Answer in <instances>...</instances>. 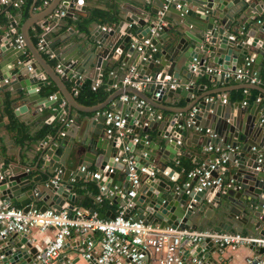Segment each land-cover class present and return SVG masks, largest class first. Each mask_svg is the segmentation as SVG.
I'll list each match as a JSON object with an SVG mask.
<instances>
[{
	"label": "water",
	"instance_id": "1",
	"mask_svg": "<svg viewBox=\"0 0 264 264\" xmlns=\"http://www.w3.org/2000/svg\"><path fill=\"white\" fill-rule=\"evenodd\" d=\"M121 1L127 8H122L125 17L115 29L97 25L85 40L86 48L64 39L62 46L54 50L63 65L62 74L28 36V29L35 22L34 15L31 13L21 25L24 41L21 48L10 45L13 40L10 30L16 28L18 16L8 18L7 31L0 34V66H9L0 74V80L4 81L0 89L10 87L14 97L21 101L22 104L14 109L16 115L26 111V104L31 102L35 107H46L49 113L58 115L61 124L55 136L52 139L44 137L40 146L38 161L42 163V176L28 178L29 169L13 162L1 163L0 200L10 205L14 198L24 211L38 203L40 210L72 209L79 202L70 178L74 181L84 178L85 172L80 171V167L86 170L89 165H94L101 177L91 180L104 186L102 193L119 206L129 198L131 206L125 209L126 215L135 210L136 219L144 223L220 232L232 229L243 233L246 230L264 236V119L260 105L256 103L249 108L247 94L242 102L221 103L222 99L216 95L226 89L204 90L203 84L197 86L196 95H193L195 83L191 82L193 76L204 74L206 64L221 69L219 73L209 74V81L228 83V74L241 66V60L250 59L253 60L252 70L259 77L258 67L264 59V18L255 22L252 18L264 12V0H174L165 12L164 17L171 19L166 24H161L159 18L164 0H156V7L149 11L144 10L139 0ZM59 5L82 11L86 8L84 0H51L45 16L54 14ZM58 18L52 15V20ZM124 22L128 26L123 28L125 35H121ZM133 23L137 29L132 33ZM153 29H157L158 34L151 37V46L142 49L137 48L138 44L131 46L130 32L142 39ZM115 34L122 38V43L113 49ZM93 39L97 44L91 43ZM61 40L56 39L48 45L51 47ZM125 45L128 46L122 64L126 70L119 80L132 75L131 80L141 82V88L125 85L99 103L89 106L80 103L66 87L65 80L69 78L75 89L80 90L84 82L78 84V77L87 72L94 84L98 75H103L109 59L114 54L120 55ZM27 49L32 59L22 58ZM193 66L199 68L195 75ZM110 77L114 82L118 81L111 74ZM47 78L56 84L58 91L40 96L39 88L47 87ZM174 82L179 85L170 87ZM254 85L246 82L238 88L248 89ZM123 94L134 95L135 99L122 101L120 96ZM61 97L67 104L66 110L62 107ZM181 98L186 103L184 106L178 109L163 107V100L168 99L173 107ZM138 100H143V104L138 105ZM106 107L118 110L126 117L124 128L127 131L119 139L105 134V116L100 112ZM162 109L167 113L159 116ZM63 111H66L65 115ZM75 111L96 112L97 116L81 117L78 113L74 117ZM202 128L209 130L205 131L208 137L202 146H216L226 152L223 171L209 168L217 153H211L207 161L201 162L197 156L184 151L182 139L188 130ZM155 129V138L150 134L142 135ZM119 151L128 152L135 160L139 181L132 197L122 198L116 192L117 189L125 193L130 190L127 166L120 159L114 161ZM177 152L194 159L202 172L209 171L210 177H221V183L194 190L199 179L204 177L203 173H195L182 184H170L165 178L172 175L174 169L167 176L162 171ZM142 167L153 174L142 173ZM117 171L121 178L112 184ZM90 211L94 210L91 208ZM98 216L113 219L115 212L108 210ZM32 235L31 231L13 233L1 240L4 259L11 264L18 260L28 264L39 248L33 245ZM204 245L208 249L204 253L205 264H217V246L210 241L200 243L197 252ZM248 248L257 253L251 263L264 252L262 247L256 249L250 245Z\"/></svg>",
	"mask_w": 264,
	"mask_h": 264
},
{
	"label": "built area",
	"instance_id": "2",
	"mask_svg": "<svg viewBox=\"0 0 264 264\" xmlns=\"http://www.w3.org/2000/svg\"><path fill=\"white\" fill-rule=\"evenodd\" d=\"M174 0H164L162 11L159 13L160 22L163 23L165 12L170 2ZM12 2L14 6H18L21 0H0V5ZM49 0H42L44 5L48 4ZM55 10L54 15L64 16L66 10L61 7ZM264 18V12H263ZM130 26V24H129ZM105 28V27H103ZM109 29V28H107ZM13 35V40L10 45L16 48L24 46V41L18 32L13 28L10 30ZM131 37V46L138 44L137 48L151 46L150 39L157 35V29H153L151 33L143 37L137 38L135 34L129 33ZM38 50L44 53L47 58H54L51 47L48 41L41 34L36 43ZM252 59L245 61L238 69L230 72L228 75L234 77L239 81L249 83H259L258 77L255 76L252 70ZM59 74L63 73V65L60 61L55 66ZM199 68L193 66L192 71L196 72ZM134 71L133 69H131ZM208 73H219L220 70L212 67H205ZM113 75V72H110ZM134 74V73H133ZM132 76V75H131ZM131 76H125L121 80L122 86L130 85L134 88H141V82L132 81ZM134 76V75H133ZM80 84L82 76L78 77ZM166 79L170 80L169 76ZM99 80H96L91 85V89H95L99 85ZM174 82L170 87L178 86ZM75 94L77 89H74ZM135 99L134 95L124 94L120 96V100L128 101ZM222 102L226 103V98H222ZM143 104V100H138V105ZM64 115L66 111L62 112ZM105 116V133L107 136L114 135L119 139L127 129L124 128L126 117L118 110H103L100 112ZM99 114V112H98ZM205 131L209 132L208 129ZM134 143L137 139L134 138ZM206 151L217 153L214 161L209 164L210 170L219 169L224 170L222 165L226 161V152L216 146L205 147ZM120 161L127 166V176L130 181V190L123 192L117 189L116 192L120 197H132L135 194L138 184V176L135 174V160L133 155L128 152L119 151L114 161ZM80 171H84V179L92 178L100 179L99 172L85 170L80 167ZM142 173L153 174L149 172L146 167L141 168ZM204 174L203 178L199 179V183L194 187V190H201L202 187L210 184L221 183V177H210L209 171H204L199 167L194 168L189 174ZM162 174L167 176L169 169L164 168ZM170 179L174 176L170 175ZM73 182V181H72ZM99 188V195L95 196V201L100 202L102 196L103 185L97 183ZM131 206L130 199L126 200L123 206H119L115 212L113 219L100 218L98 213L90 211V209L77 205L72 209L62 207L59 211L53 208L40 210L39 206L31 204L26 211L21 206H12L3 204L0 200V241L8 238L13 233H27L33 228L38 232H45L52 230L50 237L46 238L45 244L39 247L37 252L33 254L28 264H53L55 260L61 258L62 252L67 245L79 248V256L85 261V264H205L204 253L208 251L204 245L197 247L200 243H207L210 241L217 246L218 250H223L226 247L235 248L237 246H254L257 248H264V236L251 233L239 232H220L212 229H188L185 227H170L159 226V224H147L141 219H136L133 216L126 215L125 209ZM81 237L79 241L77 238ZM184 244L190 245L195 249V253L191 255L185 251ZM196 254V255H195ZM255 257L249 258L247 264H264V252L259 256V259L251 263ZM0 264H9L4 259L3 252H0ZM67 264V263H65Z\"/></svg>",
	"mask_w": 264,
	"mask_h": 264
},
{
	"label": "crops",
	"instance_id": "3",
	"mask_svg": "<svg viewBox=\"0 0 264 264\" xmlns=\"http://www.w3.org/2000/svg\"><path fill=\"white\" fill-rule=\"evenodd\" d=\"M51 0H49L48 4L44 5L42 3V0H30L29 7H28V16L26 18H23L21 15V12L19 9H17L16 12H11L12 10L10 9V5L14 6L12 2H9L8 4H3L0 5V34L5 33L7 31V24H8V18H11L12 16H18V19L16 21V28H13L16 32L19 34L21 25L23 22L30 16L32 13L34 15V24L29 27L28 29V36L30 39H32V35L35 34L36 30H41V33L39 36L42 34L46 40L48 41V44L54 42L56 39H62L59 42L54 43V45L51 46V49L54 53V50L57 48H60L62 46V42L64 39L66 40H71L73 42H78L80 45L83 47H87L85 45V40L88 39L93 31L97 27V25H100L96 22L90 23L88 26L87 31H83L82 29L79 28L76 24H78V21L82 20V17H85L89 14L91 10L97 9V10H102V11H107L108 6L112 3V0H84V5L86 6L85 10H79V9H68L64 8L66 10V13L64 16H59V18L54 21L52 20V15L45 16L46 12L45 10L47 9V6L49 5ZM140 3L144 5V10L149 11L151 8H155L157 5L156 0H139ZM22 2V0H21ZM19 3V5L21 4ZM117 8H118V21L115 25L113 26H108V25H101L105 27L106 29H115L119 22L125 17V12L123 11L122 8H127L124 3L121 0H115ZM18 5V6H19ZM17 7V6H14ZM69 13V14H67ZM135 13V12H133ZM139 13H143L139 10ZM137 15V14H136ZM263 17V13L259 14V16L256 18H252V21H256L257 19H261ZM47 21L46 25H42L43 22ZM171 19L168 17H165L163 19V23L161 24H166V22H170ZM135 29H137V26L132 24ZM128 26V23L124 22L122 27H121V35H125L123 33V28ZM131 31V30H130ZM131 33V32H130ZM92 37H97V35H93ZM146 37V36H145ZM114 43L113 49L117 48L121 43H122V38H120L119 35L115 34L114 37L112 38ZM33 41V40H32ZM34 42V41H33ZM36 44V42H34ZM91 43H95V40L93 39ZM128 45H125V48L122 50V53L120 55L114 54L108 61L106 67L104 68V72L110 71V68L112 69L113 72V77L117 78L118 81L114 82L112 79V83L109 85V87H112L113 90H117L122 86L121 81L119 80L123 72L126 70L125 66L122 64V58L124 57L126 53ZM251 52H249L250 54ZM25 55V56H24ZM43 55L47 57L44 53ZM22 58H30L32 59L31 53L27 49L25 53L23 54ZM48 62L54 67L56 70L55 66L56 64L60 61L56 56L54 58H47ZM112 59V60H111ZM1 61V60H0ZM241 65L244 63V60H241ZM262 62H264V59H262L258 70L260 71V68L262 66ZM9 65L6 66H0V74L1 72H5V69ZM118 68V69H115ZM205 67L206 66L205 64ZM214 68V67H212ZM218 70H221L220 67H215ZM57 71V70H56ZM58 72V71H57ZM111 72V71H110ZM199 72V69L194 73ZM215 73V72H212ZM87 72L82 73L80 76H82V80L80 82H84L85 80H89L91 82V79L87 77ZM211 73H208L206 70L204 74L201 77L193 76L191 79V82L195 83L194 86V93L193 95H196V88L198 85H204V90H219L221 89H226V91L221 92L220 94L216 95L218 98H226V103L227 101L231 100L233 102H242L245 98V95L247 94L249 96V108L256 104L259 103L260 105V112L262 114V119H264V84L260 83H255L254 86H251L248 89H240L238 88L241 83H246L245 81H240L239 83L235 81V78L230 75V81L228 83L225 82H220L219 84H216L214 81H209L207 79L208 75ZM90 75V73H89ZM88 75V76H89ZM110 75V73H109ZM99 77L97 80L101 82V77L102 75H98ZM86 78L85 80H83ZM4 81L0 80V85ZM47 82V87L41 86L39 88V94L40 96L45 95L44 91L53 89V91H58V88L56 84L50 79H46ZM70 79L67 78L65 80V85L66 87L75 94V86H71ZM92 85V83H91ZM148 96H151L150 92H146ZM124 95V94H123ZM76 96V94H75ZM122 96V95H121ZM62 99V107L64 110H66V102L61 97ZM77 99V98H76ZM11 101L13 108L15 109L17 106L21 105V101H18L13 95V92L10 87L2 88L0 89V165L3 162H13L17 165H20L26 169L30 170V174L27 176L28 178L35 177L37 175H41V161H38V152L40 150V146L42 144L43 139H33V140H23L21 142H18L16 140L14 133H11L7 129V122L6 120L2 117V111L4 104L7 101ZM17 100V101H16ZM221 103H223L221 101ZM111 104H114V102H111ZM162 104H164L163 107L165 108H176L180 106H184L186 103L184 99H180L177 103H174L171 107V104H169V100L165 99L162 101ZM85 105V104H83ZM27 109L26 111L16 115L18 121L24 123L27 126L29 134L32 136V138L36 137V135L39 133V131L44 127V125H55V124H61L59 121L58 115L56 114H51L48 112V109L46 107H35L33 103L29 102L26 104ZM103 110H115V109H110L108 107L104 108ZM152 111V108L150 112ZM80 114L81 117H96L97 113L96 112H85V111H80V112H73V116H77V114ZM167 113L165 110H161L159 112V116H163ZM99 115V114H98ZM145 122V121H144ZM106 126H104L105 128ZM206 128H202L201 130H192L189 129L185 137L182 139V145L184 148V151L187 154L195 155L199 158L201 162L207 161L209 156L211 155V152L205 150V146H202V144L206 141L208 135L205 133ZM155 133L156 129L149 131L148 133H142V135H152L153 138H155ZM106 134V133H105ZM55 135L52 134H46L44 137H48L49 139H52ZM264 156V154H263ZM4 158V159H3ZM194 166L197 167V163L194 161V159H190L189 157L177 152L175 157L168 161L166 163L165 168L170 170L174 169V172L172 175L174 176L173 179H170L169 177L165 178L170 184L173 183H179L182 184L185 182L186 179H184V174L186 172V167L187 166ZM87 170L89 171H94V172H99L98 169L94 165H89L87 167ZM192 171V169H191ZM189 171V172H191ZM189 174V173H188ZM187 174V175H188ZM165 176V175H164ZM121 176L119 171H117L113 177L112 184H114L116 181L120 180ZM84 180V178H80ZM79 179V180H80ZM91 180V179H89ZM74 181L73 177L70 178V183ZM93 181V180H92ZM97 183V182H95ZM40 185H37L39 187ZM74 191V190H73ZM78 195V202H80L84 195L80 196L76 191H74ZM104 197H107L104 195ZM108 198V197H107ZM109 199V198H108ZM95 200V199H94ZM112 202V200H110ZM10 205L12 206H20L19 202H17L14 198L11 199ZM115 207H119V204H115ZM35 205V204H33ZM79 205V203H78ZM64 206V205H63ZM109 209H107L108 211ZM130 216H133L136 218L137 212L135 210H131L129 213ZM232 231V229L230 230ZM32 238H34L33 245L42 247L45 244L46 238L50 237L52 234V230H46L45 232L41 233L38 232L37 229L33 228L31 230ZM243 233H250L246 230L243 231ZM257 234V233H255ZM79 241L81 240V237L77 238ZM185 251H188V254L191 255L192 253H195V249L187 244H184ZM0 252H2V245L0 244ZM216 262L217 264H247V260L249 258H253L257 256V253L250 250L247 246H237L235 248L232 247H226L223 250H218L216 252ZM63 258H66V260H63ZM85 264V261L79 256V248L72 247V245H67L61 255V258L58 260H55L53 264ZM9 264H11L9 262ZM12 264H22L20 260L15 261Z\"/></svg>",
	"mask_w": 264,
	"mask_h": 264
},
{
	"label": "trees",
	"instance_id": "4",
	"mask_svg": "<svg viewBox=\"0 0 264 264\" xmlns=\"http://www.w3.org/2000/svg\"><path fill=\"white\" fill-rule=\"evenodd\" d=\"M115 0H112V3L108 6V10L102 11V10H91L89 14L85 17H82L81 21H78L77 26H79L80 29L83 31H87L88 26L92 22H96L100 25H108L113 26L118 21V8L116 3H114ZM30 0H22L21 4L17 7H14L10 5L11 12H16L17 9L20 10L21 15L23 18H26L28 16V7H29ZM5 5V4H4ZM131 32H135L134 26L131 29ZM41 33V30H36L35 34L32 35V40L37 43L39 34ZM25 56V55H24ZM110 71L112 69L110 68ZM110 71L103 72V75L101 77V82L99 85L93 90L91 89V82L89 80L84 81V85L80 90H77L76 98L77 100L85 105H93L96 103H99L103 101L113 90L112 87H109V85L112 83V79L110 78ZM259 83L264 84V62H262V66L259 71ZM71 86H74V82L69 83ZM54 91L53 89L44 91L45 95H50ZM103 111V110H102ZM2 117L7 122V129L11 133H14L16 140L18 142H21L23 140H33L35 138L37 139H43L46 134H52L55 135L56 131L59 127L58 124L55 125H44V127L39 131V133L36 135V137L32 138V136L29 134L27 126L18 121L15 114H14V108L12 105V102L9 100L4 104L3 111H2ZM196 168V167H195ZM186 172L184 174V179L188 177L189 171L191 169H194V166L190 165L187 166ZM74 184V191H76L80 196L84 195L83 199L79 202L80 206L86 207L88 209H93L97 213H105L107 209L112 210L116 212L117 207L113 204V202L110 201L107 197L102 196V199L100 202L95 201V196L99 195V188L97 183L92 180H78L73 181ZM40 203L37 204L39 206ZM16 206V205H15Z\"/></svg>",
	"mask_w": 264,
	"mask_h": 264
}]
</instances>
